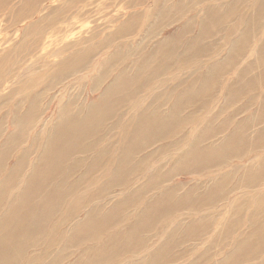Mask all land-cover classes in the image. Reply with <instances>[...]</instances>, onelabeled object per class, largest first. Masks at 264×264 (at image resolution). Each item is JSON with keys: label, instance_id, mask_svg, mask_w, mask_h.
Wrapping results in <instances>:
<instances>
[{"label": "bare ground", "instance_id": "bare-ground-1", "mask_svg": "<svg viewBox=\"0 0 264 264\" xmlns=\"http://www.w3.org/2000/svg\"><path fill=\"white\" fill-rule=\"evenodd\" d=\"M9 1H0L1 14L14 0L6 5ZM45 1L22 0L9 9L0 30V264H116L120 255L119 264H169L181 256L192 261L209 256L208 263L212 252L217 259L229 247L219 251V243L242 230L226 260L252 253L257 261L252 264H264V251L258 248L264 230L257 220L264 213V0H154L144 11L137 8L147 0H98L105 23L85 35L82 26L75 39L66 37L72 24L60 28L61 15L83 0H63L61 11L45 8ZM89 4L81 10H90ZM116 4L122 12L111 17ZM42 9L40 21L11 33ZM47 11L53 17L49 22ZM42 20L46 27L38 30ZM108 23L110 32L101 29ZM42 32L48 45L34 55ZM165 65V80L153 83L155 69L160 73ZM233 71L229 88L219 91L223 104L204 121L206 126L201 128L200 121L186 133L199 118L198 104L206 108L225 72ZM87 79L91 101L85 96ZM170 98L168 113L158 107L149 112ZM54 99V118L45 128L43 117ZM39 123L42 127L28 141ZM161 142L170 143L147 153ZM252 155L251 162L233 171V179L228 171L205 175V186L215 182L202 193L194 178L184 193L186 184L173 183L181 174L201 175ZM237 192L241 196L225 217L228 206H217ZM164 222L174 223V231L164 243L161 236L159 246L151 245L159 236L149 229ZM216 223L224 226L209 231ZM204 237L209 239L204 247L179 253ZM175 246L183 248L171 255Z\"/></svg>", "mask_w": 264, "mask_h": 264}, {"label": "rangeland", "instance_id": "rangeland-1", "mask_svg": "<svg viewBox=\"0 0 264 264\" xmlns=\"http://www.w3.org/2000/svg\"><path fill=\"white\" fill-rule=\"evenodd\" d=\"M0 1H4V0H0ZM12 0H10L9 2H7V4L6 5H8L10 2H11ZM22 0H14L13 2H11V4L9 5V7H8V9L4 12V16H2V14L0 13V30H1V28H2V26L1 25H3V19L9 14V9H11V8H13L14 6H16V5H19L20 4V2H21ZM126 1H129V0H126ZM85 4H87V6L88 5H90L89 3H92L93 4V6H89V8H90V10L89 9H85V10H81V7L83 6V4L84 3ZM83 2H81V3H79V4H77V5H75V9H73V10H71V12H69V13H67V14H63V15H61V25H60V28H64V27H66V26H69V25H73L74 26V29H73V31H70V32H67L66 33V30H63L62 32H63V34H65L66 33V37H68V38H73L74 37V39L80 34V32H81V29H82V26H84V29H83V32H84V35H85V33H88L89 31H93V30H95L94 28H96L97 26H99V25H101V24H103V23H105V18L103 17L104 15L103 14H101V13H98V10H99V8H97L96 7V5L98 4V0H83ZM111 3V2H110ZM126 2H124V4H125ZM153 4H154V0H147V2H146V4L143 6V7H140V8H137V10L138 11H144V10H147V9H149V8H151L152 6H153ZM1 5V4H0ZM67 5V4H66ZM45 8L46 7H48V8H53V9H56V8H60V9H58V10H62L63 8H64V5H63V0H46L45 1V3H44V5H43ZM149 6V7H148ZM4 8V7H3ZM44 8V9H45ZM44 9H42L41 11H39V12H37V14L34 16V18L33 19H31L30 21H28V22H26L24 25H17V27H15L13 30H12V32L11 33H13V32H15L16 30H24V29H26V27L27 26H29L31 23H36V22H38V21H40L41 20V18H42V13H44L43 11H44ZM82 9H83V7H82ZM77 10H79V14L78 13H76V11ZM225 10V8L222 10V12ZM109 12L111 13L110 14V16L112 17V15L114 14H118V13H121L122 11L120 10V5L119 6H117V4L114 6V8H111L110 10H109ZM132 11H129L128 13H127V15H129L130 13H131ZM49 14V15H48ZM44 15H46L47 16V19H46V21L47 22H49L50 20H52L53 19V17L50 15V12L49 11H47L46 12V14H44ZM122 15V14H121ZM110 17V18H111ZM126 19V17H124V18H122L120 21H119V23H121V22H123L124 20ZM83 21H84V23H83ZM47 22H45V23H43V20L41 21V23L39 24V27H38V30H40V29H42V28H44V27H46V23ZM30 23V24H29ZM238 22H236V24H237ZM29 24V25H28ZM109 23L107 24V26L106 25H103L102 27H101V29H105V28H107L108 29V32H110L111 31V28H109ZM177 26L178 25H174V26H172V27H170V28H168L167 30H168V32L167 33H165L163 36H162V38L163 37H165V36H167V34H170L171 32H173L176 28H177ZM236 26V25H235ZM264 29V28H263ZM53 30L54 29H51L50 30V32H53ZM141 32V31H140ZM44 32H42L41 33V35H40V37H41V42H40V44H39V46H38V48L35 50V51H33V53H34V55H36L41 49H43V45L44 44H46V45H48V43L47 42H45V39H44ZM62 34V35H63ZM138 34H140V33H138ZM194 35H195V33H194ZM0 37H1V34H0ZM22 37V36H21ZM21 37H20V39H21ZM38 37V35H35L33 38H31L30 40H29V44L27 45V46H29V45H31V44H33L34 43V41L36 40V38ZM161 39V38H160ZM224 43V42H223ZM221 44V46L223 45L224 46V44ZM28 50H29V48H28ZM225 50V49H224ZM224 50L222 51H220L219 52V54L221 55L223 52H224ZM28 53V52H27ZM27 53H23L22 54V56L24 57V54H27ZM168 66H164L162 69H160L161 70V72L160 73H158L159 72V67H157L155 70H156V73H157V75L155 76V77H158V78H156V80H154L153 81V83H155L156 84V82H163L165 79H163L164 77H163V73H164V71L166 70V68H167ZM232 69H229L227 72H229V71H231ZM261 70H264V68H262ZM172 72H174V69H172V70H170V73H172ZM201 72V71H200ZM227 72H225V75H224V78L220 81V87H217L218 88V90H217V92H216V94L217 95H213L212 97H210L209 98V101H208V104L206 105V108H202V103H200V104H198V108L197 109H199L200 110V112H198V116H199V118L196 120V122L193 124V125H190L189 126V128H187L186 130H187V132L186 133H190V132H192L193 131V128L192 127H195V126H197L198 125V123L200 122V121H203V123H202V126H201V128H203L204 126H206V123H204V121H206V120H208L210 117H211V115H213L214 113H215V111H216V108H217V106H220V105H222L223 104V102H224V100H223V92H222V95H221V97L218 99V97L220 96V93H219V91L220 90H223V87H224V89L226 90L227 88H229V84H230V81H228L229 80V78H233V74H234V71L233 72H230V73H228V75L226 74ZM236 73H237V71H235ZM98 73V72H97ZM185 73V72H184ZM96 74V73H95ZM115 76V75H114ZM161 80H163V81H161ZM177 79H175V81H176ZM174 81V80H173ZM192 80H190L189 81V83L191 82ZM158 82V83H159ZM89 79H87V89H86V93H85V96L87 97V99H90V101L91 100H93V95L92 94H90V92H88L89 91V89H88V87H89ZM108 85L110 84V82H108L107 83ZM188 85V83L186 84H184L183 86L185 87V86H187ZM106 87V85L104 86V87H102V89H104ZM55 93H57V92H55ZM55 93L54 94H52V95H55ZM100 93V92H99ZM98 94V93H97ZM164 94H166V93H164ZM264 94V93H263ZM142 96V95H141ZM140 96V97H141ZM164 96H166V95H164ZM172 99V100H171ZM218 99V101L216 102V100ZM167 101V100H166ZM166 101H164V102H166ZM56 102H57V100L56 99H54V101H52V103H51V108H50V110H48V112L44 115V117H43V120H45V128H47V125H48V122H49V120H52L53 118H54V112H55V106H56ZM160 102L161 103H159V104H157V105H155L154 107H152V109H150V113L151 112H153L154 111V109H156L157 107L158 108H160V110L161 111H163V112H169V108H170V106L173 104V102H174V98H170L169 100H168V102L164 105L163 103V99H161L160 100ZM168 104V105H167ZM159 105H164L162 108L159 106ZM167 105V107H165ZM215 105V106H214ZM255 108V109H254ZM253 109L254 110H252V112H254L255 110H257V108H258V105L257 106H255ZM134 109V107H132L131 108V110H133ZM138 110V108L135 110V112ZM193 110V109H192ZM191 109H189V110H187L188 112H185L184 113V115H187L190 111H192ZM134 111H132V113H133ZM149 113V114H150ZM230 115V114H229ZM229 115H223V116H229ZM118 116H120V115H118ZM245 116H247V115H245ZM245 116H243V117H245ZM127 117V116H126ZM125 117V118H126ZM243 117H240V118H238L236 121H238V120H241ZM226 117H222L219 121L220 122H222V120L223 119H225ZM49 119V120H48ZM130 119V116L128 117V119H127V122H128V120ZM120 121V119H116L115 121ZM234 120H235V118H234ZM114 121V122H115ZM126 122V123H127ZM220 122H218V124L220 123ZM126 123L124 124V125H121L120 127L121 128H119L118 129V132H122L123 131V128H124V126L126 125ZM108 125H109V123H108ZM9 127V125L7 124V128ZM42 126H41V124L39 123L38 124V127L35 129V130H32L31 132H30V136L28 137V141H31V139H32V136L34 135V133H35V131L36 130H39L40 128H41ZM8 130V129H7ZM10 131V130H9ZM7 133V132H6ZM5 133V134H6ZM198 133V132H197ZM197 133L195 134V136L197 135ZM9 134V133H8ZM114 134H117V131H115V132H113L111 135H109V137H111L112 135H114ZM225 135H228V132H226V134ZM182 136V135H181ZM180 136V137H181ZM224 136V135H223ZM223 136L221 137V136H219V137H217L215 140H213V141H219L220 139H222L223 138ZM224 137H226V136H224ZM106 139H108V138H106ZM106 142H107V140H105ZM106 142H105V145H106ZM2 143H3V141H0V146L2 145ZM170 143V142H169ZM169 143L168 142H161L159 145H156L155 147H153V148H151L150 150H148L147 151V153H150L151 151H154L155 149H157V148H159V147H165V146H169ZM30 144V143H29ZM24 146V145H23ZM22 146V147H23ZM161 147V148H162ZM160 148V149H161ZM1 149V148H0ZM159 150V149H158ZM98 151V150H97ZM96 153V152H95ZM94 153V154H95ZM37 155L35 154V155H33L32 157H29V160L31 161L32 159H34L35 157H36ZM255 158V156L254 155H252V156H250V157H245L243 160H241V161H239V160H237V161H234V160H231V161H228V164H227V166H223V167H221V166H219V167H213L212 169H210L209 171H205V173L204 174H201V175H198L199 173H193V174H181V175H179V177L178 178H176L174 181H173V183H178L179 181H182V183L185 185H187L186 186V188L185 189H183V193L185 192V191H187V189H189L190 187H191V185L193 184V183H196L197 182V180H198V182H199V186H200V188L201 187H203L204 189H203V191H199V193H202V192H204L205 190H206V187H207V185H209V184H213L214 182H215V179H213V180H211V181H208L207 183H206V186L203 184V182H204V176L205 175H207V174H209L210 172L211 173H214V175H218V174H223V173H226L227 171L230 173V179L233 177V171L236 169V168H238V167H240V166H242V165H247L249 162H251L253 159ZM138 160V159H137ZM135 161V163L137 164L138 163V161ZM90 162H91V160H89L88 161V163L90 164ZM116 163H117V161H116ZM237 166V167H236ZM7 167H8V165H7ZM232 167V168H231ZM7 169V168H6ZM85 168L77 175V176H82L83 174H84V172H85ZM168 170H169V167H166L165 168V172H168ZM149 172V171H148ZM149 173H151V172H149ZM148 173V174H149ZM232 173V174H231ZM25 174H27V172H25L24 173V176H26ZM147 174V175H148ZM147 175H145L146 177H147ZM144 176V177H145ZM194 178V180L195 181H193V183L191 184L190 182L192 181V179ZM233 179V178H232ZM93 180V179H92ZM74 180H70L69 181V184L70 183H72ZM214 181V182H213ZM238 181V179L237 180H235L234 182H233V184L232 185H234V184H236V182ZM189 183V184H188ZM135 187V186H134ZM95 189H97V187L95 188ZM94 189V190H95ZM129 190H132V188H130ZM128 192H130V191H128ZM199 193H197V194H195V196H198V194ZM240 193L241 192H237V193H233V194H231L229 197H228V200L226 201V202H223V203H221L219 206H217V209L216 210H220L223 206H228L227 208H228V210L226 209L224 212V216L226 217L227 215H228V212L231 214L232 213V209H231V203H232V201L235 199V198H237V197H239V196H241L240 195ZM182 193H180L179 195H181ZM91 197V195H89V197H88V199H87V201H89V198ZM125 197V196H124ZM102 201V204H103V202L105 201V200H101ZM175 201H176V198H175ZM91 206H93V205H91ZM90 208V207H89ZM89 208H88V210H89ZM108 208V207H107ZM107 210L108 209H105L104 211H103V213L101 214H99L100 215V217H103L104 215H105V213L107 212ZM132 211H134V210H132ZM211 211H213V210H211ZM228 211V212H227ZM39 211H37V213H38ZM131 212V211H130ZM79 215V214H78ZM177 215V214H176ZM66 216V215H65ZM224 216H222V217H224ZM81 218H83V217H85L83 214H81V216H80ZM221 218V217H220ZM220 220V219H219ZM257 220H259L261 223H262V226H259L260 227V229H262V230H264V213L262 214V213H260L258 216H257ZM245 222V221H244ZM188 224H189V222H186L185 224H180V232H182L184 229H186L187 227H188ZM51 225H53V223L51 224ZM69 225V224H68ZM67 225V226H68ZM174 223L173 224H171V225H169V226H165V222L163 223V224H156L155 226H154V228H151V229H149V232H152L151 233V235H156L157 234V236H159V238H157V239H155V240H153V241H151V245L152 244H154L155 242H158V244H156V246H159V244H161L162 242H160V240L162 239L161 238V236L162 237H164L163 239H162V241H163V243H164V241L167 239V236L169 235V234H171L173 231H174ZM242 225V224H241ZM245 225H246V223H245ZM215 226H218L217 225V223L214 225V226H212L210 229H209V231L210 230H212V229H214L215 228ZM224 225H220V226H218V227H223ZM182 227V228H181ZM226 228V227H225ZM232 228H234V229H237L238 228V225L236 224V226H234V227H232ZM25 229H26V227H25ZM65 229L66 228H63V229H61V231H60V233H62V232H64V234H65ZM50 230V229H49ZM154 231V232H153ZM226 231H228V229L226 230ZM225 231V232H226ZM243 232V230L241 231V232H239L238 234H240V233H242ZM163 233H165V235L163 234ZM181 234V233H180ZM212 234H214V232H212ZM238 234L235 236H233V240L234 239H236L237 238V236H238ZM263 234V236H264V233H262ZM68 236V235H67ZM60 237V236H59ZM66 236L64 237V239H63V245H62V247L61 248H63L64 247V245H65V243L67 242L66 241ZM150 238H152V236H150ZM228 238H229V232H228ZM178 239V238H177ZM177 239H173L172 240V242L174 243V245H176V243L178 242V240ZM196 239H200V237H197ZM147 240H148V236H147ZM195 239H193L190 243H188L186 246H185V248H184V251H181V252H179V253H183V252H185V251H188L189 250V248L191 249V252L193 251V249L195 248V247H197L198 248V246H199V248H201V247H204L203 245H204V242L205 241H209V239H208V237H204V238H202L201 239V241L200 240H197V241H195V242H193ZM233 240H226L223 244H221V243H219L218 244V246L216 247V248H218V250L219 251H221L222 250V248H224L225 246L227 247L228 245H229V247L228 248H226V251L224 252V254L222 255V256H219L217 259H212V258H214L215 256L214 255H212L213 254V252L211 253V259H210V261L207 263V261H208V258H209V256L208 257H206L203 261H200L199 259L198 260H195V261H192V260H190L191 259V257H186V258H183V256H181V259L180 260H178L176 263H169V264H191L192 262H198V263H196V264H215L216 262H217V260H219L217 263H221V262H223L222 264H252V263H256L257 261H254V259L255 258H252L251 259V257H252V253H249V255L248 256H242V255H235L233 258H231L230 260H226V259H228V257H226L227 256V253L229 252V251H231L232 250V248H233ZM198 241H200L199 243H197ZM230 242H232V243H230ZM195 243H197V244H195ZM184 244V243H183ZM258 245H259V249L260 250H262V251H264V244L263 243H261V242H258ZM258 245H256L255 244V247L256 246H258ZM155 246V247H156ZM176 247V246H175ZM187 247V248H186ZM61 248L57 251V254H59L60 252H61ZM152 248V247H151ZM182 248L183 247H180V248H178V247H176L175 248V250L173 251V253L171 254V255H176V253L179 251V249H181L182 250ZM257 248V247H256ZM43 249H45V247H43ZM187 249V250H186ZM204 252V251H203ZM127 253H131V252H127ZM197 252H195L194 254H196ZM56 254V255H57ZM74 254H76V252L74 253ZM144 255V254H143ZM75 256V255H74ZM127 256H131V255H127ZM122 255H120V257H116L115 258V262H116V264H119L121 261H122ZM125 258V257H124ZM123 258V259H124ZM141 259H143V256H142V258ZM190 260V261H189ZM194 260V259H193ZM226 260V261H225ZM146 261H148V260H146ZM260 261V262H259ZM258 261V264L259 263H261L262 262V260H259ZM263 261H264V259H263ZM123 264V263H122Z\"/></svg>", "mask_w": 264, "mask_h": 264}]
</instances>
